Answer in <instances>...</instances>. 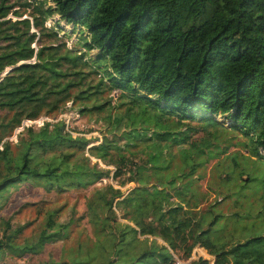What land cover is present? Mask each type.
I'll use <instances>...</instances> for the list:
<instances>
[{
  "label": "trees",
  "instance_id": "1",
  "mask_svg": "<svg viewBox=\"0 0 264 264\" xmlns=\"http://www.w3.org/2000/svg\"><path fill=\"white\" fill-rule=\"evenodd\" d=\"M51 1L55 6H46L47 0H39L36 6L38 34L31 30L29 17L6 18L12 5L0 0V140L24 119L60 110L72 95L83 102L96 100L94 107L102 108L107 101H98L99 94L106 88H116L128 97L125 113L130 124L150 119L144 109L135 107L146 104L153 109V124L166 128L152 135L159 141L170 138L179 142L182 135L185 139L179 143L187 142L189 131L196 125L210 136H220L226 128L215 115L230 117L229 126L240 133L241 144L252 157L263 160L260 162L264 166V0ZM53 12L87 30L82 36L85 50L57 43L60 38L55 29L44 31L45 20ZM35 41L38 49L33 46ZM93 48L99 50L96 57H87ZM35 55L37 60L29 61ZM20 61L1 76L7 67ZM96 74L100 77L94 82ZM75 87L78 90L73 92ZM173 114L178 124L186 126L184 130L175 131L169 125ZM65 127L64 119L52 125L28 126L26 135L15 145L17 151L9 139L4 142L0 149L5 171L0 176V193L31 178L49 186L85 187L109 173V169L92 163L90 156H95L116 165L115 176H125L122 184L141 183L119 200L124 193L119 187L108 184L98 190V200L107 207L111 230L105 252L96 258L102 264H174V252L182 253L186 260L196 244L214 255L213 264H264V228L248 229L242 240L212 238L209 232L219 213L210 211L206 227H202L204 216L195 218L186 194H178L186 202L185 208L182 202L173 204L170 192L144 182L145 172L157 167L153 159L156 152L143 162L136 161L134 153L112 150L118 140L115 135L111 139L105 136L86 154L87 139L74 137ZM125 136L122 133L120 138ZM208 142L188 141L189 146H183L187 160L184 169L200 165L203 153L220 154L205 148ZM158 147L161 150L162 145L155 144L154 148ZM235 152L241 154L231 156L233 165L220 162L229 173L221 181L229 189H236V204L242 205L246 190L264 186V177L256 180L258 177L253 176L239 183L238 171L242 168L237 171L239 165L234 164H246L250 156ZM164 177L160 175L159 180ZM115 206L120 208L121 217L134 224L120 221ZM261 208L257 215L264 218V200ZM57 225L49 216L30 248L37 250L62 238L66 225ZM145 234L160 235L168 244L140 237ZM15 236L8 233L7 226L0 238V251L13 246ZM93 258L94 254L90 255L86 264H96ZM186 264L212 263L199 256Z\"/></svg>",
  "mask_w": 264,
  "mask_h": 264
},
{
  "label": "rangeland",
  "instance_id": "2",
  "mask_svg": "<svg viewBox=\"0 0 264 264\" xmlns=\"http://www.w3.org/2000/svg\"><path fill=\"white\" fill-rule=\"evenodd\" d=\"M5 1L12 5L6 18L29 17L32 22L31 30L40 33V28L34 24V18L37 14L36 6L39 0ZM48 5L55 6V3L47 0L46 6ZM45 26L47 29L44 31L55 29L59 32L60 39L57 43H64L67 47L76 48L78 51L85 50L82 36L87 35L88 32L82 26L68 22L58 12H53L47 17ZM33 46L38 49L37 41L33 42ZM98 51L97 48H93L87 57L95 58ZM36 60V55L29 59V61ZM99 75L96 74L97 78L94 82H97ZM77 90L78 88L75 87L72 91L76 92ZM127 99L128 97L123 96L119 89L109 90L106 88L99 94L98 99V101H107L106 105L102 108H95L96 100L83 102L72 95L60 110L54 113L43 112L35 119H24L22 124L17 126L10 135L0 140V149L4 148V142L9 139L12 142V149L17 151L15 145L21 142L26 135L28 126L40 127L47 123L52 125L54 121L64 119L66 122L65 129L69 130L74 137L81 136L87 139L86 154H89L88 148L90 146L101 143L105 136L111 139L115 135L118 136V140H116L112 150L126 154L134 153L136 154V161L143 162L150 158L152 152H156L153 159H155V166L157 167L145 172L147 180L145 179L144 182L148 185L155 184L158 188L170 192V199L173 204L182 202L185 208L187 204L178 194H186L188 208L191 207L190 209L196 213L195 218L204 216L206 220L203 221L205 223L202 227H206V222L211 215L210 211L219 213L216 224L209 232L212 238L220 236L221 239L242 240L243 236L248 233V229H252L254 226L257 230L264 228V218L257 215L262 209L264 186L261 184L258 189L248 188L244 197L245 202L242 205H237L234 196L236 189H229L228 184L221 181V178L229 175L224 168L226 161L233 165L231 156L241 154L235 151L250 156L247 158L246 164H242L240 161L234 164L239 165L237 171L242 168L238 171L239 183L243 180L247 181L253 176L258 177L256 180L264 177V166L260 162L263 160L260 159L259 161L257 157H252L246 147L241 144L243 139L240 133L229 126L230 117L215 115V119L226 128L220 136H210L206 130L200 129L198 125L189 131L188 141L203 144L208 139L210 143L208 142L204 147L220 152L217 156L216 154L210 156L203 153V162L189 170L188 167L186 169V166L184 169V163L187 160L182 151L183 146H189L188 141L179 143L185 139L182 135H180L179 142L170 138L159 141L152 136L163 133L166 128L162 125L153 124V109L146 104L137 106L135 109H144L145 115L148 116L147 119H150L146 122H142L140 119L138 123L130 124L129 116L125 113V101ZM86 105L88 108H85ZM109 115H111L110 118ZM171 117L173 120H170L169 125L175 131L184 130L186 126L178 124L177 115L173 114ZM208 129L211 130V127ZM144 132L147 133L146 136L143 134ZM122 133L126 135L125 138H120ZM148 136L151 138H147ZM155 144L157 146L162 145L161 150L159 147L154 148ZM193 155L197 156L198 154ZM90 157L92 163L97 162L99 167L109 169V173L85 187H68L57 184L49 186L41 179L31 178L9 186L0 193V238L4 236L7 226L8 233H16L13 246H7L0 251V264H86L87 258L92 254H94L92 259L94 263L102 264L96 258H101L102 253L105 252V244L110 239L111 230L109 229L110 221L108 222L107 207L98 200V190L108 184L119 187L124 191L123 195L117 198L119 200L141 183L127 181L122 184L121 180L125 176H115L117 169L115 164L106 163L95 156ZM198 158L196 157V160ZM221 158L225 161H222ZM220 162H225V164ZM3 163L4 161L0 159V176L5 172L2 169ZM162 174L165 177L159 180ZM233 180L235 181L234 178ZM193 193L195 195L192 198ZM196 199L198 200L194 203L193 201ZM115 208L120 221L134 224L129 219L121 217L119 207L115 206ZM164 209L166 210L167 206ZM49 216L55 219L58 223L57 226L66 225L62 238L48 242L43 248L31 249L29 245L36 241L46 226ZM111 223L114 224V221ZM145 236L149 237L150 240L157 238L159 242L168 244L160 235H140V237ZM174 256L176 259L184 258L180 252H174ZM199 256L206 257L211 261L214 260V255L200 244H196L192 248L190 256L185 259L189 260Z\"/></svg>",
  "mask_w": 264,
  "mask_h": 264
},
{
  "label": "water",
  "instance_id": "3",
  "mask_svg": "<svg viewBox=\"0 0 264 264\" xmlns=\"http://www.w3.org/2000/svg\"><path fill=\"white\" fill-rule=\"evenodd\" d=\"M21 62H23V61H20L19 63H17L16 65H12V66H9V67H7L6 69H5V71L2 73V77L6 74V73H8L10 70H12L15 66H17V65H19ZM1 77V78H2Z\"/></svg>",
  "mask_w": 264,
  "mask_h": 264
},
{
  "label": "built area",
  "instance_id": "4",
  "mask_svg": "<svg viewBox=\"0 0 264 264\" xmlns=\"http://www.w3.org/2000/svg\"><path fill=\"white\" fill-rule=\"evenodd\" d=\"M188 260H184L182 258H177L174 264H186ZM211 261V260H210ZM214 261V260H213ZM213 261L211 263L213 264Z\"/></svg>",
  "mask_w": 264,
  "mask_h": 264
}]
</instances>
